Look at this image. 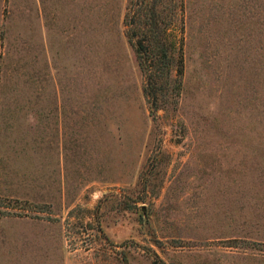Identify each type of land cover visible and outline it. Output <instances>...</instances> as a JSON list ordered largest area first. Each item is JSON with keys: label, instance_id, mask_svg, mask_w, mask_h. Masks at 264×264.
I'll use <instances>...</instances> for the list:
<instances>
[{"label": "rangeland", "instance_id": "374dc122", "mask_svg": "<svg viewBox=\"0 0 264 264\" xmlns=\"http://www.w3.org/2000/svg\"><path fill=\"white\" fill-rule=\"evenodd\" d=\"M157 260L264 264V0H0V264Z\"/></svg>", "mask_w": 264, "mask_h": 264}, {"label": "trees", "instance_id": "16d2710c", "mask_svg": "<svg viewBox=\"0 0 264 264\" xmlns=\"http://www.w3.org/2000/svg\"><path fill=\"white\" fill-rule=\"evenodd\" d=\"M151 16L152 20L141 23H135L132 19L127 21L125 17L124 25L125 36L133 46L138 67L144 77L142 93L149 108L156 111L172 69L174 77L170 81L174 87L178 84L176 78L181 73V56L176 50V43L166 37V26L158 25L153 13ZM153 264L165 263L157 260Z\"/></svg>", "mask_w": 264, "mask_h": 264}]
</instances>
